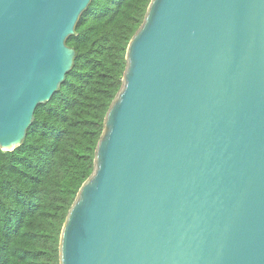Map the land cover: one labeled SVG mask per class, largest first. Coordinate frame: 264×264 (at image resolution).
<instances>
[{
	"label": "water",
	"instance_id": "obj_1",
	"mask_svg": "<svg viewBox=\"0 0 264 264\" xmlns=\"http://www.w3.org/2000/svg\"><path fill=\"white\" fill-rule=\"evenodd\" d=\"M92 0H0V149L73 69ZM61 264H264V0H152Z\"/></svg>",
	"mask_w": 264,
	"mask_h": 264
},
{
	"label": "trees",
	"instance_id": "obj_2",
	"mask_svg": "<svg viewBox=\"0 0 264 264\" xmlns=\"http://www.w3.org/2000/svg\"><path fill=\"white\" fill-rule=\"evenodd\" d=\"M152 0H92L67 45L73 69L39 105L23 144L0 149V264H61V238L92 177L130 42Z\"/></svg>",
	"mask_w": 264,
	"mask_h": 264
}]
</instances>
